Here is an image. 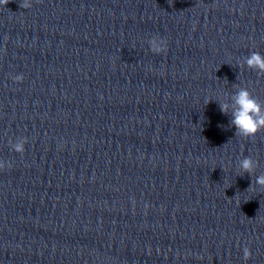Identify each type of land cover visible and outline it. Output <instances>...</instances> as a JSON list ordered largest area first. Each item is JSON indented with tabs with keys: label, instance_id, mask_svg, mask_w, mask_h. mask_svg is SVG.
Masks as SVG:
<instances>
[{
	"label": "clouds",
	"instance_id": "obj_1",
	"mask_svg": "<svg viewBox=\"0 0 264 264\" xmlns=\"http://www.w3.org/2000/svg\"><path fill=\"white\" fill-rule=\"evenodd\" d=\"M10 0H0V5L6 6ZM20 7L28 9L32 7V0H21ZM148 44L153 53L160 54L166 50L167 44L163 38L153 36L149 39ZM244 64L251 70L256 71L258 75H264V54L253 51L244 58ZM13 79L16 82L23 81V74H18ZM226 80V78H225ZM220 111L231 116L229 127L235 128V136L252 137L259 131L264 130V103L260 102L252 93L245 87H238L231 95L223 102H218ZM12 150L23 154L27 139L24 137L17 138L15 142L10 141ZM257 162L251 156H246L239 160L237 176H243L247 173L253 177L257 168ZM11 164L5 161H0V170L10 168ZM253 183L264 191V173L255 176L248 189L253 187ZM247 189V190H248ZM251 256L249 248L243 249V258L247 261Z\"/></svg>",
	"mask_w": 264,
	"mask_h": 264
}]
</instances>
